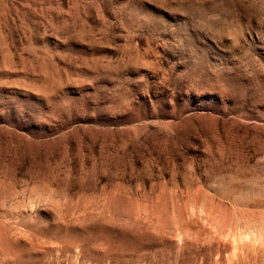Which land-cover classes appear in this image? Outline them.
I'll list each match as a JSON object with an SVG mask.
<instances>
[{"label":"rangeland","instance_id":"1","mask_svg":"<svg viewBox=\"0 0 264 264\" xmlns=\"http://www.w3.org/2000/svg\"><path fill=\"white\" fill-rule=\"evenodd\" d=\"M0 264H264V0H0Z\"/></svg>","mask_w":264,"mask_h":264},{"label":"bare ground","instance_id":"2","mask_svg":"<svg viewBox=\"0 0 264 264\" xmlns=\"http://www.w3.org/2000/svg\"><path fill=\"white\" fill-rule=\"evenodd\" d=\"M202 207H203V206H202ZM200 209H201V208H200ZM201 210H202V209H201ZM203 212H204V211H203ZM191 213H192V212H191ZM244 224H246V223L244 222ZM246 225H251V224H246ZM246 225H244V226H245L244 228H245V230L247 231V230H249V229L251 228V226H253V225H255V224H253V225H251V226H249V227L246 226ZM259 226H260V225H259ZM255 227H256V225H255ZM255 227H254V228H255ZM234 228H235V227H234ZM237 228H238V227H237ZM252 229H253V228H252ZM255 229H256V228H255ZM257 229H258V228H257ZM259 231H260V230H259ZM236 232H237V231H236ZM234 236H235V235H234ZM234 245H235V244L231 242L230 247L233 249V247H235Z\"/></svg>","mask_w":264,"mask_h":264}]
</instances>
